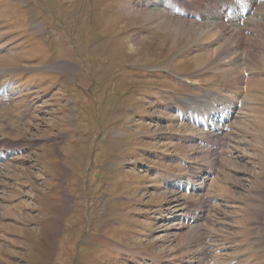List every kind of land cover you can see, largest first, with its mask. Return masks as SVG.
Instances as JSON below:
<instances>
[{"label":"rangeland","instance_id":"rangeland-1","mask_svg":"<svg viewBox=\"0 0 264 264\" xmlns=\"http://www.w3.org/2000/svg\"><path fill=\"white\" fill-rule=\"evenodd\" d=\"M153 1L0 0V264H264L263 7L235 88L176 31L203 8ZM206 90L234 106L221 134L179 120Z\"/></svg>","mask_w":264,"mask_h":264},{"label":"bare ground","instance_id":"bare-ground-1","mask_svg":"<svg viewBox=\"0 0 264 264\" xmlns=\"http://www.w3.org/2000/svg\"><path fill=\"white\" fill-rule=\"evenodd\" d=\"M169 1L154 0L153 3L157 2L156 4H160V10L164 8L167 11H170V10L173 11V2L171 3ZM181 1L189 2L187 0H181ZM192 1L195 2L197 5H199L201 3L202 4L206 3V5L210 7L211 10H208V12L206 14L204 12L200 13L203 17L206 16V20H205V18H201V20H203L204 22H198V23H194V22H190V21L185 22V21L181 20L178 22L179 26H177L176 31L180 34V33H183L184 31H189V29L195 30L199 35L202 36V39L206 42V44H211L213 46V49L209 50V53H208L210 56H213L214 53H216L215 55H218L220 50L224 49V53H227V55L224 57V61L222 64L232 63V62L234 63V67L225 70V73H227V75L229 77V79H228V81L230 83L229 85L235 86V88H236L237 84H240V83L242 84V81H243V78L241 79L242 74L240 72L241 68H240L239 62L235 61V57L239 56V53L236 51V49L242 50V44H243L242 41L245 38V35L242 34V30H240L237 27V25H234L235 21L240 20L241 17H238V15L235 12H230L227 15L224 11H222L223 7L225 8V10H227L228 8H231V6H234V0H192ZM207 1H209V2H207ZM248 1L250 3L251 7H252V5L255 6L260 2L261 3L264 2V0H256V2H255V0H248ZM261 7H263V10H264V6L263 5L261 6V4H260L259 8L261 9ZM259 8H257V10ZM173 12H175V10ZM161 13H159V14H161ZM141 14L142 13L137 12V15H141ZM257 15H259V12H256L254 15L253 14L247 15L246 19L254 21L256 23V27L263 30V27L261 25L263 21L261 22V21H258V19H255L257 17ZM199 16H197V18H199ZM224 17H228L230 19L229 25H225L223 23L222 20ZM261 19L264 20V18H261ZM203 28H204V30H206V32L203 30ZM213 34H216V35H213ZM227 35H229L228 38H227ZM220 39H223V41H222L224 43L223 45L217 44V42L220 41ZM235 39H241V42H240V44H238L237 46H235L233 48L232 46H233ZM229 42L232 45H230ZM131 47L133 48V45ZM247 55H249L250 58L252 56H255L254 54H251L250 52H248ZM247 65L250 66L249 62L247 63ZM236 73H237V76H236ZM239 74L241 76H239ZM225 112H226L225 114L227 115V113H229V110L225 111ZM218 113H219V111H217L215 113V115H213L210 119L204 120V124L214 125L215 122H218V119H216L218 117V115H217ZM226 115H223V117H226ZM191 130L195 131V132L197 131L196 129H191Z\"/></svg>","mask_w":264,"mask_h":264},{"label":"crops","instance_id":"crops-1","mask_svg":"<svg viewBox=\"0 0 264 264\" xmlns=\"http://www.w3.org/2000/svg\"><path fill=\"white\" fill-rule=\"evenodd\" d=\"M215 54H216V53H214V55H213V56H215ZM213 56H212V57H213Z\"/></svg>","mask_w":264,"mask_h":264}]
</instances>
